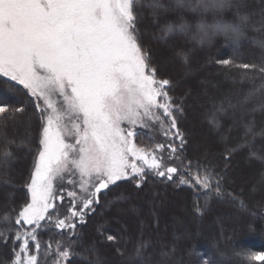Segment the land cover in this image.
I'll use <instances>...</instances> for the list:
<instances>
[{"label":"snow or ice","instance_id":"obj_1","mask_svg":"<svg viewBox=\"0 0 264 264\" xmlns=\"http://www.w3.org/2000/svg\"><path fill=\"white\" fill-rule=\"evenodd\" d=\"M167 12L159 0L153 5L154 17L165 21L158 39L167 43L179 37L193 49L207 46L206 33L192 43L185 38L191 26L183 17L162 15ZM137 24V0H0V78H6L0 124L25 127L19 142L0 134V221L5 224L0 264H41V255L52 264H65L72 250L56 237L74 239L78 224L94 214L101 194L118 181L132 179L140 187L150 172L169 181L179 175L181 185L208 191L215 185V195H224L218 175L200 161L184 163L185 133L177 118L182 105L170 94L173 81L160 74L142 45ZM250 24L264 32V8ZM254 42L264 49V43ZM228 45L234 58L215 63L240 72L244 81H260L256 92L264 96V55L237 63V44ZM193 49L177 48L173 56L187 64ZM8 95L20 106L9 103ZM253 95L235 104L226 97L213 107L209 123L215 125L226 109L243 110ZM138 127L154 133L149 139L156 142L138 146ZM22 162L24 167L11 174ZM17 177L22 184H16ZM195 211L202 214L203 208L197 205ZM44 234H49L46 241ZM106 239L122 240L117 235ZM193 260L219 264L199 254ZM240 264H264V250L248 252Z\"/></svg>","mask_w":264,"mask_h":264},{"label":"trees","instance_id":"obj_2","mask_svg":"<svg viewBox=\"0 0 264 264\" xmlns=\"http://www.w3.org/2000/svg\"><path fill=\"white\" fill-rule=\"evenodd\" d=\"M156 2L137 0L140 41L160 66V74L173 81L170 94L176 104L182 105L177 118L185 133L181 153L184 163L200 161L218 175L224 195H215V185L212 191L181 185L179 175L169 181L150 172L140 187L132 179L118 181L101 194L94 214L78 224L74 239L56 237L72 250L65 264H157L160 260L167 264H194L195 254L219 264H240L248 252L264 250V96L256 92L261 82L244 81L240 72L215 63L218 59L234 58L233 49L226 42L216 41L193 49L192 44L179 37L167 43L158 39L160 25L165 21L153 15ZM159 2L166 6L168 0ZM243 8L258 21L264 0H244ZM162 15L175 17L169 12ZM262 37L264 32L250 28L247 39L236 46L240 57L236 62H250L264 55V49L254 42ZM181 47L193 49L187 64L173 56ZM5 81L6 78H0V97L5 95ZM254 92L243 110L226 109L218 115L215 125L209 123L213 107L218 108L226 97L235 104ZM8 102L20 106L14 95H8ZM249 124L253 134L246 136ZM0 129V134L6 133L17 142L25 134L23 123H9L6 127L0 124ZM149 135L154 133L138 128L135 141L143 147L151 146L156 140H150ZM232 149L235 150L225 159ZM30 164L28 157L29 167ZM21 167L23 162L14 165L11 174L15 175V169ZM191 171L195 173V166ZM15 182L22 184L23 180L17 177ZM197 205L203 208L202 214L196 213ZM4 227L0 221V229ZM107 235H117L122 240L110 242ZM48 238L49 234L41 237L45 241ZM41 264L52 261L41 255Z\"/></svg>","mask_w":264,"mask_h":264},{"label":"clouds","instance_id":"obj_3","mask_svg":"<svg viewBox=\"0 0 264 264\" xmlns=\"http://www.w3.org/2000/svg\"><path fill=\"white\" fill-rule=\"evenodd\" d=\"M243 4L244 0H168L166 6L170 14L183 17L191 26L185 38L196 43L206 33L204 44L212 45L216 41L238 44L247 39L252 17ZM259 41L264 43V37Z\"/></svg>","mask_w":264,"mask_h":264},{"label":"rangeland","instance_id":"obj_4","mask_svg":"<svg viewBox=\"0 0 264 264\" xmlns=\"http://www.w3.org/2000/svg\"><path fill=\"white\" fill-rule=\"evenodd\" d=\"M138 128H139V127H138ZM138 128H137V129H138ZM139 129H140V128H139ZM135 143H136L138 146H141V147H143V145H140V144H139V143H137L136 141H135Z\"/></svg>","mask_w":264,"mask_h":264}]
</instances>
